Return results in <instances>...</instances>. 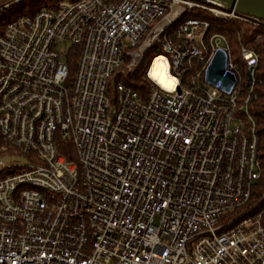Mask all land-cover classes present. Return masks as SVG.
<instances>
[{
    "label": "built area",
    "instance_id": "2783aa9c",
    "mask_svg": "<svg viewBox=\"0 0 264 264\" xmlns=\"http://www.w3.org/2000/svg\"><path fill=\"white\" fill-rule=\"evenodd\" d=\"M2 1L0 134L28 164L0 161V264H264L261 36L236 58L222 25L264 20L215 0L14 15L35 0ZM151 51L143 96L120 79ZM218 51L230 94L206 81ZM156 61L174 89L151 76Z\"/></svg>",
    "mask_w": 264,
    "mask_h": 264
},
{
    "label": "trees",
    "instance_id": "16d2710c",
    "mask_svg": "<svg viewBox=\"0 0 264 264\" xmlns=\"http://www.w3.org/2000/svg\"><path fill=\"white\" fill-rule=\"evenodd\" d=\"M31 3H33V4L31 5V8L28 9V11L26 10V8H24L23 5H21V6H18L16 8L17 12L14 11V13L15 14H17V13L18 14H25V13L32 14L36 10H39L42 8V7H36V6H40V1H32ZM222 25H224L226 28L225 32L229 36L230 44L232 46L233 53L236 56V58H238V52L240 50V46L242 44L250 43L254 39V37H256L257 35L260 34L261 42H260V45L258 47V51L260 53V64H259L258 70H257V79H258V81H260L262 83V85L258 89V93H259V104L258 105H259V107L264 108V31L263 30L247 29L246 27L238 25L237 23H222ZM238 32L242 36L241 41L238 38V34H237ZM154 52L155 51H151L146 55L142 66L145 65L147 58H149V56H151V54ZM76 59L77 58L75 57V55H74V57H73V55H69L68 61H69V64H71L72 73L75 70V65H76L75 62L77 61ZM120 81L131 84L135 88V90L138 91L143 96L145 94H147L148 88H147V78L145 76V72L140 73L139 71H137V73L135 75L130 76L126 79H120ZM254 116L255 117L257 116L258 120L261 121L262 124L264 123V120H263L264 119V112L260 113V110L256 109V111L254 112ZM61 152L64 155H66L67 160H69V161L75 160V150L73 149L72 146L62 145L61 146ZM8 155H14V148L0 134V157H4V156H8Z\"/></svg>",
    "mask_w": 264,
    "mask_h": 264
},
{
    "label": "water",
    "instance_id": "95a60500",
    "mask_svg": "<svg viewBox=\"0 0 264 264\" xmlns=\"http://www.w3.org/2000/svg\"><path fill=\"white\" fill-rule=\"evenodd\" d=\"M238 12L264 20V0H215ZM227 56L218 51L211 61L206 73V81L210 85L219 86L222 91L230 94L236 85L235 76L226 72Z\"/></svg>",
    "mask_w": 264,
    "mask_h": 264
},
{
    "label": "rangeland",
    "instance_id": "374dc122",
    "mask_svg": "<svg viewBox=\"0 0 264 264\" xmlns=\"http://www.w3.org/2000/svg\"><path fill=\"white\" fill-rule=\"evenodd\" d=\"M6 0H3L2 2H5ZM35 1H40V6H36V7H42L41 9H45L47 7H52L53 3H56L59 0H35ZM67 1H75V0H67ZM34 3V2H33ZM33 3H27V4H23L24 8H26V10L28 11V9L31 8V5ZM17 9L13 10L11 13L12 15H14V11H16ZM17 12V11H16ZM70 47V46H69ZM68 47V49H69ZM157 54V53H156ZM155 55V52L151 54V56H149V58H147L146 63L144 66H142L138 71L140 73H144L146 72L148 65L150 63V60L152 58V56ZM0 161L3 162L4 165L10 166L13 164H19V165H26L28 164L27 159L24 156H4L0 158Z\"/></svg>",
    "mask_w": 264,
    "mask_h": 264
},
{
    "label": "bare ground",
    "instance_id": "6f19581e",
    "mask_svg": "<svg viewBox=\"0 0 264 264\" xmlns=\"http://www.w3.org/2000/svg\"><path fill=\"white\" fill-rule=\"evenodd\" d=\"M162 60V59H161ZM159 60V61H161ZM156 61L151 69V76L154 77L163 87L172 90L175 88L174 80L168 74V67L160 66V62Z\"/></svg>",
    "mask_w": 264,
    "mask_h": 264
}]
</instances>
